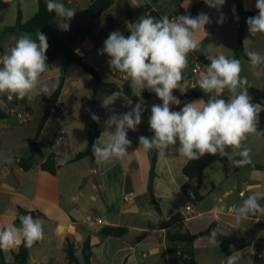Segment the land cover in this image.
Here are the masks:
<instances>
[{
    "label": "crops",
    "instance_id": "1",
    "mask_svg": "<svg viewBox=\"0 0 264 264\" xmlns=\"http://www.w3.org/2000/svg\"><path fill=\"white\" fill-rule=\"evenodd\" d=\"M73 1L81 9L76 15L82 19L69 23L80 28L87 20L86 10L92 0H57L65 6ZM109 1L111 7L82 32L76 45L78 55L97 70L104 86L98 87L94 77L81 67L74 64L65 66L62 59H56L40 80V86L48 88L46 94L41 93L38 87L30 94L31 99L16 98L10 102L7 94L0 93V228L15 224L21 210L38 212L40 216L34 219L43 221L44 239L33 245L27 264H74L67 258L68 243L73 245L78 263L83 264L82 251L87 240L93 246L91 264H175L168 255L166 233L159 227V214L150 200L149 185L156 150L146 151L139 146V136L153 135L148 124L151 106L162 104V101L156 95L142 97L145 102L142 122L137 131L129 130L127 133L132 143L124 160L114 159L111 164H97L95 157L75 160L88 146L93 105L95 114L100 117V134L96 141L102 143L110 131L104 121L113 112L129 111L139 101L111 87L128 82L116 70L109 68L107 72L109 57L99 54L111 32L119 30L127 37L130 34L127 24L137 22L142 16L159 18L166 15L174 19L181 12L188 13L194 6H200V13H207L212 22L196 36L200 49L189 54L184 79L177 89L181 94L198 88L197 79L205 74L210 62L208 55L235 56L241 24L245 26L241 64L251 65L247 51L264 55V35H250L246 23L248 17L244 19L238 14L237 0H226L219 11L208 7L204 0H186L183 4L171 0ZM126 3L132 10V19ZM255 3L256 0H243L242 7L245 12L258 10ZM221 12L225 21L218 24L216 21ZM22 16L24 22L31 19L23 13ZM14 25H4L0 29V32L4 31L3 36L0 33V57L10 51L21 34H25L5 31ZM227 33H230L229 38ZM100 64L97 69L95 66ZM197 65L200 69L194 73ZM64 69L65 80L56 104L62 109L50 117L36 139L43 115L42 97H49L56 91ZM251 73L252 78L243 72L241 75L249 81L252 103L264 104V88L253 80H262L264 65L252 66ZM115 92L119 95L115 102L107 108L102 107L103 99ZM222 95L227 99L229 94L225 90ZM201 99L207 101L209 94L203 92L202 97L194 101ZM128 100L132 105L126 107ZM185 103L189 102L181 101L178 106L172 105L171 110L179 111ZM11 109L30 113L34 118L20 123L15 115L9 113ZM59 128L67 132L63 140L57 139ZM258 131H264V112L259 114ZM245 146L251 149L250 164L259 168L215 162L205 171L200 188L196 181L188 182L183 169L189 160L178 156L174 148L166 156H156L152 193L164 216L170 218L182 213L186 218V229L191 234L198 235L213 226L223 239V244L213 247L208 244L209 235L199 236L193 244L194 264H224V259L232 254L241 257L239 264H264V215L249 216L239 224L234 220L235 208L248 194L264 191V136H250ZM51 156L58 165L55 174L42 169ZM185 185L190 191L199 193L200 201L195 204L194 212L185 210L191 201L183 191ZM131 193L135 198L125 201V196ZM260 203L264 205V199ZM98 219L103 223L97 224ZM106 227H123L129 232L125 237H109L101 233ZM143 234L147 237L137 242L136 238ZM20 246L7 252L0 250L7 263L14 262L13 254L19 251Z\"/></svg>",
    "mask_w": 264,
    "mask_h": 264
},
{
    "label": "clouds",
    "instance_id": "2",
    "mask_svg": "<svg viewBox=\"0 0 264 264\" xmlns=\"http://www.w3.org/2000/svg\"><path fill=\"white\" fill-rule=\"evenodd\" d=\"M225 2L204 0L208 7L217 11ZM255 7L258 14L246 21L252 37L264 35V0H256ZM46 8L61 18L58 27L62 31L70 30L69 22L76 14L74 9L57 0H46ZM232 11L235 15V8ZM224 21L221 12L216 22L222 24ZM211 22L204 12L195 17L180 15L174 19L166 15L159 18L146 15L127 24L130 32L127 37L116 30L104 40L99 54L109 57V67L123 74L132 93L140 99L134 106L128 100L129 111L113 112L104 121L110 130L108 137L102 143L97 140L92 145L97 164H111L114 159L122 161L128 156L132 142L127 133L137 131L142 122L145 102L141 93L145 89L155 93L162 104L151 106L148 124L153 135L139 136V146L144 150H156L163 157L174 148L178 156L187 160H198L205 155L219 156L227 158L235 167L252 162L251 149L245 142L250 136H264V131H258L259 114L264 112V104L252 103L249 81L241 75L239 59L223 54L208 55L210 64L205 74L197 79V85L209 94V99L185 103L179 111L171 110L172 105L181 104L173 90L180 89L189 54L200 49L196 36ZM48 48L47 36L40 30L35 33V38L29 33L21 34L10 51L0 57V93L7 94L9 100L14 97L31 99L30 94L39 87V91L46 94L48 88L40 86V80L49 68ZM246 55L253 67L264 65V55L259 52L250 50ZM225 90L229 94L227 99L222 95ZM118 97L116 92L105 97L101 106L107 108ZM91 118L100 122V117L95 114ZM262 199L264 191L248 194L234 210L235 223L239 224L249 216L264 215ZM18 219L19 226L0 228V250L7 252L20 244L31 248L44 239L42 220L34 219L30 214L19 215ZM217 235L213 229L208 237L209 245L219 246ZM240 260L239 255L232 254L224 259V264H239Z\"/></svg>",
    "mask_w": 264,
    "mask_h": 264
},
{
    "label": "trees",
    "instance_id": "3",
    "mask_svg": "<svg viewBox=\"0 0 264 264\" xmlns=\"http://www.w3.org/2000/svg\"><path fill=\"white\" fill-rule=\"evenodd\" d=\"M171 1H177L180 4H183L186 0H171ZM242 2L243 0H237L238 14L240 16H242L245 19L247 17H252L258 14V10L245 12L242 7ZM110 7H111V2L109 0H92V3L86 10V16H87L86 22L80 28H76L70 24V30L62 31L61 29H55L52 27L53 21L58 16H56L54 12H49L47 10L46 0H38V11L30 20L24 22L22 13L21 11H19L17 15L16 24L12 27L6 28L5 31L8 32L18 31L21 33H29L32 34L33 37H35V33L37 32V30H40L42 33H44L47 36V40L49 44V48L46 52L47 63L49 64V67L56 59H62L65 66L74 64L81 67L86 72L90 73L94 77L97 86L102 87L104 86V83L101 81L97 70L93 66L89 65L81 56L78 55V53L76 52V45L82 32H84L85 29H87L102 13L107 11ZM125 7L130 19H132V10L129 4L126 3ZM199 13H200V6H194L190 10V12L188 13L181 12V15H191L195 17ZM244 29H245L244 24H241L238 30L237 48L234 56L239 60H241V58L244 55ZM209 64L210 62L207 63V65ZM65 75H66V71L64 69L61 73L60 83L56 91L49 97L45 95L42 97L43 115L38 125L36 139L39 137L40 133L42 132L45 124L50 119V117L54 114L59 113V111L56 108V104L58 102L60 92L64 84ZM111 87L114 91L125 92L128 96H130L133 99H140L132 93L129 87V82H126L122 86L111 85ZM154 95L155 93L147 90L142 95V97H151ZM173 95L176 96L180 101L191 102L202 97L203 91L198 87L181 94L178 92L177 89H175L173 90ZM94 109L95 107L93 105L90 110L91 117L92 114H95ZM99 134H100L99 125L96 121L92 119V126L89 132L87 149L76 156L75 158L76 161L84 159L86 157H94L92 153V145L96 142V139L99 137ZM157 154H158L157 151H155L152 170H151L149 194H150V200L152 204L155 206V209L160 217V226H159L160 230L166 233L168 255L174 261L175 264H194L193 244L195 240L199 236L210 235L214 227L212 226L207 231L202 232L198 235H194L191 234L186 229V218L182 213H176L170 218L164 216L159 203L156 201V198L152 193V180L154 178V166H155V159ZM215 162L227 164L230 161L227 158H221L219 156L205 155L198 160H189V162L186 164V166L183 169V174L187 178L188 182L196 181L198 188H200L202 186V181L205 171ZM248 165L256 168L260 167L252 164H248ZM42 169L50 172L51 174H55L58 169V165L54 157L52 156L49 157L46 160V162L42 165ZM183 191L187 195L191 192L188 185H185L183 187ZM195 194L197 197V202L200 201V196L197 190ZM29 214L32 215L33 218L40 216V213L38 212H34V211L30 212L26 210H21L19 215H29ZM19 224L20 222L19 219L17 218V220L15 221V225L19 226ZM128 232L129 230L123 227H106L101 230V233L104 234L105 236L118 237V238L125 237L128 234ZM146 237L147 234H143L137 237L136 241L140 242ZM217 239L219 240L220 244H223V239L219 234L217 235ZM31 248H27L23 244H21L19 251L13 254L14 262L12 264H27V262L29 261V253ZM66 254L68 260L71 263L80 264L77 261L76 255L74 253V247L71 243H68ZM82 254L84 259L83 264H91L93 246L91 245L90 240H87L84 243ZM0 264H9L4 260L1 251H0Z\"/></svg>",
    "mask_w": 264,
    "mask_h": 264
},
{
    "label": "rangeland",
    "instance_id": "4",
    "mask_svg": "<svg viewBox=\"0 0 264 264\" xmlns=\"http://www.w3.org/2000/svg\"><path fill=\"white\" fill-rule=\"evenodd\" d=\"M66 7L74 9L76 12H81L75 1L69 2L66 4ZM21 11L25 17H33L35 12L38 11V2L35 0H0V29L4 27V25H14L15 19L17 18L18 12ZM80 18L79 15L74 16V18L70 22L78 21ZM61 22V18L57 17L53 23L52 27L55 29H60L58 27V23ZM4 33V31H2ZM0 32V33H2ZM3 33L1 36H3ZM230 33H227L226 36L229 38ZM109 65L105 68V70H109ZM252 65L245 63L242 65V72L248 74L249 77L252 78L251 73ZM258 74L256 73L255 76ZM257 78V77H256ZM254 80V83L257 81L261 84V87L264 88V74L262 75V80Z\"/></svg>",
    "mask_w": 264,
    "mask_h": 264
},
{
    "label": "built area",
    "instance_id": "5",
    "mask_svg": "<svg viewBox=\"0 0 264 264\" xmlns=\"http://www.w3.org/2000/svg\"><path fill=\"white\" fill-rule=\"evenodd\" d=\"M199 69H200V66L197 65V66L194 68L193 72H194V73H197V72L199 71ZM15 99H16V98L14 97L13 99L9 100V99H8V96H7V100L10 101V102H14ZM56 108H57V110H58L59 112H60L61 109H62V108H61L60 106H58V105H56ZM9 113L15 115L20 123H27V122L33 120V118H34V116H33L32 114H30V113H20V112L16 111L15 109H11V110H9ZM56 135H57V139H58V140H63V139L66 137L67 132H66V130H65L64 128H59V129L57 130ZM188 196L190 197L191 201H190L189 204L186 206L185 210L188 211V212H194L195 204L197 203V197H196V194H195V192L191 191V192L188 194ZM134 198H135V196H134L133 193H131V194H127V195L125 196V201H130V200H133ZM96 223H97V224H102L103 221H102L101 219H98V220L96 221ZM14 248H16V247H14ZM14 248H12V249H14ZM256 253H257V252H256Z\"/></svg>",
    "mask_w": 264,
    "mask_h": 264
},
{
    "label": "water",
    "instance_id": "6",
    "mask_svg": "<svg viewBox=\"0 0 264 264\" xmlns=\"http://www.w3.org/2000/svg\"><path fill=\"white\" fill-rule=\"evenodd\" d=\"M101 65H102V64H100V65H96L95 67H96L97 69H99V68L101 67Z\"/></svg>",
    "mask_w": 264,
    "mask_h": 264
}]
</instances>
